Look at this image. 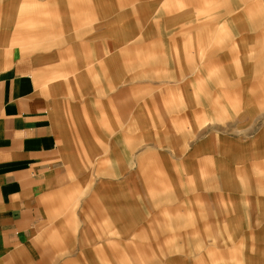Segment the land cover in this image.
Returning a JSON list of instances; mask_svg holds the SVG:
<instances>
[{"label": "crops", "instance_id": "obj_1", "mask_svg": "<svg viewBox=\"0 0 264 264\" xmlns=\"http://www.w3.org/2000/svg\"><path fill=\"white\" fill-rule=\"evenodd\" d=\"M263 45L264 0H0V264H264Z\"/></svg>", "mask_w": 264, "mask_h": 264}, {"label": "rangeland", "instance_id": "obj_2", "mask_svg": "<svg viewBox=\"0 0 264 264\" xmlns=\"http://www.w3.org/2000/svg\"><path fill=\"white\" fill-rule=\"evenodd\" d=\"M264 49V45L262 47ZM264 52V50H256ZM245 83L250 86L245 88V99L249 97L251 103L246 104L245 118L251 120L264 119V56L262 55H248L245 56ZM257 101V102H256ZM256 102V103H255Z\"/></svg>", "mask_w": 264, "mask_h": 264}]
</instances>
